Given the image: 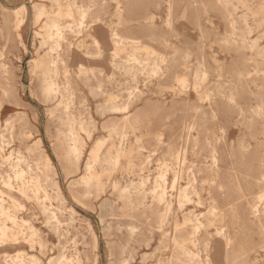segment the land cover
I'll use <instances>...</instances> for the list:
<instances>
[{
	"label": "rangeland",
	"instance_id": "374dc122",
	"mask_svg": "<svg viewBox=\"0 0 264 264\" xmlns=\"http://www.w3.org/2000/svg\"><path fill=\"white\" fill-rule=\"evenodd\" d=\"M77 1L87 3L88 0ZM201 1L205 7L200 5ZM34 2H42L48 7L51 5L50 0H0V10L10 11L20 5L26 7L23 24L17 25L14 21L9 25H0V44L6 43L13 48L2 59L7 61V65L16 74V88L23 105L21 109L14 107L7 110L2 121L18 111H23L31 123L30 129H26L31 133L28 140L6 133L5 152L13 151L12 158L17 153L36 158L42 152L56 172V180L64 199L63 203L58 200L52 202L56 221L50 229L43 223L44 217L39 208L14 192L21 204L16 213L30 219L45 242L42 251L24 246L27 253L36 256L35 264H70V260H74L78 254L81 258L80 264H125L126 261V264H264V229L261 232L255 222L244 218L243 208L238 209L237 218H228L222 223L208 226L207 232L201 227L196 234L195 244H186L195 253L193 257L183 256L174 249L168 238L175 228H179L180 234L187 233L192 222L186 218L195 219V216L206 224L211 206L220 205L222 202L220 196H214L215 200L210 197L206 190L209 181L204 182L205 189L200 193L201 201L197 203V198L193 196L191 204L186 205L183 210L173 204L169 212H165L161 205L152 204L150 194L145 201L151 207H125L110 189L105 175L102 177L105 182L104 191L91 189L85 195L77 191L81 187L78 182L81 175L73 172L72 165L59 147L56 122L48 113L51 106L48 107L39 100L38 86L31 80L29 61L36 57L39 46V39L33 38V31L37 28L31 24V6ZM118 2L123 7L120 12L116 9ZM232 2L237 7L235 16L238 20V32L241 34L245 23L251 25L250 34H245L244 31L242 33L249 41L263 35L260 44L264 47V0ZM106 3V8L98 11L100 20L96 23L102 28L101 35L95 34L93 27L87 23L88 19L84 23V30L91 34L84 37V49L95 51L98 46L101 51L98 70L102 84L98 90L99 95L94 97L91 92L94 84L92 80L84 87L98 127L93 142L97 138L102 141L101 151L116 147L121 141L136 145V136H141V142L146 143L152 138L149 132L163 129V124L171 125L172 131H176L181 121L189 119L197 107H202L207 113L199 118L201 148L198 155L187 154L185 168L188 170V166H191L192 170L200 160L208 159L205 158L208 148L204 137L209 129L213 128L217 136L221 134L217 129L219 126L232 129L234 133L229 140L231 147L225 149L228 156L222 162L220 180L232 196L240 189L239 185L243 189L249 187V175L254 172L263 153L259 144L264 139L260 133L261 124L247 121L251 111L264 101V83L260 80L254 81L252 76L255 65L262 66V56L248 48L247 44L241 48L238 42L233 46L225 42L227 15L216 0H171L170 4L161 0H106ZM147 14L151 18L145 20ZM113 30L123 36L139 38L141 47L137 54L141 56L138 60L143 65H137L139 70L135 76L125 72L121 66L110 67L113 66L110 41ZM72 39L75 41L76 38ZM94 39L97 43H94ZM237 45L239 48H235ZM144 48L150 52L147 56H144ZM131 50L130 47L118 50L119 56L114 61L126 62L127 54ZM81 60L89 66L94 59L82 55ZM154 62L161 68L157 73L150 72ZM218 66L221 67L219 71ZM20 78L23 79L24 89ZM229 92L234 94L236 104H230L225 99L224 94ZM112 104L129 106L124 111H109ZM211 110L216 112L215 117L211 116ZM126 112L130 116L138 117L137 123L133 125L135 129L128 127L129 124L122 127ZM121 133L126 140L120 136ZM162 140L164 143L147 158L148 168L141 172L142 178L148 177L144 187L149 190L160 162H171L167 152L168 130H163ZM241 142L249 145L248 150L241 151ZM33 143L37 150L31 155L27 147ZM146 146L151 148L149 144ZM142 151L146 154L147 149ZM138 174L136 172L130 177L126 176L120 183L125 184L128 178L136 183L140 177ZM170 178L168 176V185ZM70 182L73 183L69 184ZM185 182L186 179H183L180 183ZM253 190L259 193V189ZM174 192L170 190L169 193ZM255 202L262 207L264 196L260 202L257 198ZM20 249L0 248V256L4 252L14 256L20 253Z\"/></svg>",
	"mask_w": 264,
	"mask_h": 264
},
{
	"label": "bare ground",
	"instance_id": "6f19581e",
	"mask_svg": "<svg viewBox=\"0 0 264 264\" xmlns=\"http://www.w3.org/2000/svg\"><path fill=\"white\" fill-rule=\"evenodd\" d=\"M50 1V7L42 2H34L31 6L33 12L31 24L37 28L33 31V38L39 39V46L36 51V57L29 61L30 74L31 80H34L38 86L39 100L46 106H51L48 108V113L56 122L59 147L65 158L72 165L73 172L81 175L78 179L81 187L77 191L82 195L87 194L91 189L104 191L105 182L102 177L105 175L107 180H109L110 189L116 193V198L121 200L125 207L133 208L137 205L151 207L145 201L148 194H150L152 204L161 205L165 212H169L172 210L173 204L178 209L183 210L186 205L191 204L193 196L197 198V203L201 201L200 193L205 189L204 182L209 181V187L206 190L210 197L220 196L222 202L220 205L211 206L207 225L203 224L196 216L195 219L186 218V220L192 222L190 230L185 234H180L179 228H175L174 233L170 234L168 238L177 253L188 258L193 257L195 253L186 244L189 242L195 244L197 241L196 234L201 227L207 232L206 228L208 226L222 223L228 218H237L239 216L238 209H245L243 217L246 219L250 218L251 222H255L262 232L264 229V205L259 207L257 202L254 203V200L257 198V201L260 202L264 196V139L259 142L263 148V153L257 162L254 172L249 175V187L243 189L239 185L240 189L234 196L229 190L225 189L220 180L222 162L228 156L225 149L231 147L229 140L234 130L224 129L219 126L217 129L221 131V134L217 136L213 128L209 129L204 137L205 145L208 148L205 158L208 159L200 160L192 170L190 169L191 166H188V170L185 168L187 154L198 155L201 148L199 138L201 135V124L199 118L204 117L207 113L205 108L197 107L189 119L180 122L176 131H172L171 125L163 124V129L154 133L149 132L152 138L146 143L151 148H148L145 142H141V136H136V145H132L128 141H121L116 147L112 146L105 151H101L102 141L97 138L93 142L96 135L95 131L98 130V127L84 92V87L88 86L89 80H92L94 84L91 86V92L94 97L99 95L98 90L102 84L100 71L98 70L101 51L98 46L95 51L84 49V37L91 36L89 31L84 30V23L88 19L87 23L93 27L95 34L101 35L102 28L98 27L96 23L100 20L98 11L104 10L107 6L106 0H88L87 3L78 2L77 0ZM161 1L169 4L171 2V0ZM216 1L220 3L221 8L227 15L228 29H226V35L224 36L225 42L232 46L235 42H238L237 44L240 43L241 48L247 44L248 48L254 50L257 55L262 56V66L256 64L252 76H254V81L260 80L264 83V47L260 44L263 35L257 36L250 41L247 40L246 35L242 32L250 34L252 26L243 20L245 28L241 34L238 32L239 28L236 25L238 20L235 16L237 7L232 0ZM119 3H117L116 9L120 12L123 7ZM200 5L205 7L203 1L200 2ZM24 6L20 5L10 11L0 10V25H9L14 21L17 25H21L26 17V7ZM150 18L149 14L144 17L145 20ZM72 37L76 38L75 41H73ZM3 41L6 42L7 39ZM110 41L112 42L111 58L113 59L111 63L113 66L110 67L121 66L120 68L125 72L135 76L139 70L137 65H143L138 60L141 56L137 54V50L141 47L139 38L123 36L113 30L110 34ZM94 43H97L96 39H94ZM107 43L109 42L107 41ZM127 47L132 49L127 54L128 60L123 63L114 61L119 56L117 51L125 50ZM235 48H239V46L237 45ZM12 49L6 43L0 44V248L3 250L11 248L21 249L20 253L14 256L4 252L3 256H0V264H28V262L35 264L36 256L27 253L24 246L29 249L42 251L45 247V242L40 235L39 229L33 225L31 220L16 213L17 208L21 204L14 192L39 208L44 217L43 223L48 225L50 229L53 227L54 221H56L55 207L52 202L53 200H58L63 203L64 199L59 183L56 180V172L42 152L36 158H31L21 153H17L12 158L13 151L5 152L6 133L11 136L17 135L22 140H28L29 134H31L28 132L29 130H26L31 127V123L26 119V112L18 111L5 119L4 122L2 121L3 114L7 110L14 107V109L23 107L16 88V74L7 65V61L2 59L8 56L7 54L11 53ZM144 50V56H147L150 52L147 48H144ZM82 55L94 59L91 65L86 66L82 63ZM160 59L163 60V58ZM160 69L159 64L154 62L151 64L150 72L157 73ZM217 69L219 71L221 67L218 66ZM248 78L251 77L249 76ZM19 81L24 89L23 79L20 78ZM224 96L227 102L236 104L232 92L224 94ZM127 106L129 104L123 107L112 104L108 110L124 111ZM211 111V116L215 117L216 112ZM128 113L126 112L123 115L122 127L129 124L128 127L135 129L133 125L137 123L138 117L136 115L130 116ZM251 113V115L247 116V121L259 122L261 124L260 133L264 138V101L258 103L257 108L253 109ZM163 130H168L167 152L168 156L170 155L171 157L169 158L171 162L166 160L160 162L157 175L152 181L149 190L144 187L148 177L142 178L141 172L148 168L147 158L164 143L162 140ZM120 136H123V140H126L124 134L121 133ZM33 145L34 143L27 147L31 155L33 154L32 152L37 150ZM248 146L241 142V151L248 150ZM143 149H147L146 154L143 153ZM134 158L137 160H134ZM83 161L84 167L81 169ZM136 172H139L138 175L140 176L138 182L134 183L133 179L128 178L125 184L120 183L121 179L126 176L130 177ZM168 176L169 178L171 176L169 185L166 183ZM183 179H186L185 184L180 183ZM245 180L248 179L246 178ZM72 183L70 182L69 184ZM168 188L175 192L169 193L170 190ZM254 188L259 189V193H255ZM175 225L178 227V224ZM165 235H168V233ZM227 244H229V241H227ZM62 257L65 258V256ZM80 260L81 258L78 254L74 260H70V264H80ZM64 264L69 263L66 262ZM183 264L190 263L183 262Z\"/></svg>",
	"mask_w": 264,
	"mask_h": 264
}]
</instances>
